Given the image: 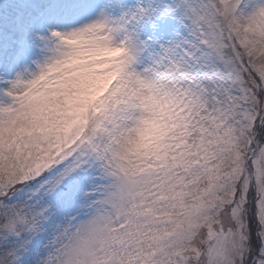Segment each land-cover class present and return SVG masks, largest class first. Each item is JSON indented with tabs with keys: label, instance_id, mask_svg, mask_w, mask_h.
<instances>
[{
	"label": "snow or ice",
	"instance_id": "snow-or-ice-1",
	"mask_svg": "<svg viewBox=\"0 0 264 264\" xmlns=\"http://www.w3.org/2000/svg\"><path fill=\"white\" fill-rule=\"evenodd\" d=\"M0 264H264V0H0Z\"/></svg>",
	"mask_w": 264,
	"mask_h": 264
}]
</instances>
